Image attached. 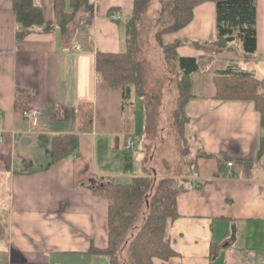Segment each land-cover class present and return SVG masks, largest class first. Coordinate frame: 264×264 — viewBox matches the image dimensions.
Segmentation results:
<instances>
[{"label": "crops", "instance_id": "obj_1", "mask_svg": "<svg viewBox=\"0 0 264 264\" xmlns=\"http://www.w3.org/2000/svg\"><path fill=\"white\" fill-rule=\"evenodd\" d=\"M35 1L51 26L26 27L18 36L22 25L13 2L0 0V264H114L108 254L92 250L109 241L108 199L93 185L144 174L153 179L152 191L134 225L143 223L162 179L183 185L178 214L167 219L165 229L176 250L170 264H264L261 113L252 99L216 95L218 74L226 68L264 78V0H257V50L251 56L193 42L216 37L214 0L197 4L187 24L163 34L167 42L185 38L178 54L200 63L193 73L194 95L184 105V170L172 174L148 170L147 106L140 84L131 85L124 97L100 84L96 66L98 51L126 50V17L134 0H88L65 30L56 22L55 0ZM81 30L86 37H79ZM160 51L164 57L161 43ZM173 66L179 78L176 61ZM139 101L145 110L138 122ZM29 107L41 110L36 122L23 115ZM84 112L92 115L90 124ZM68 132L77 135V154L51 163V136ZM42 135L50 139L43 141ZM130 135L137 142L127 149Z\"/></svg>", "mask_w": 264, "mask_h": 264}, {"label": "trees", "instance_id": "obj_2", "mask_svg": "<svg viewBox=\"0 0 264 264\" xmlns=\"http://www.w3.org/2000/svg\"><path fill=\"white\" fill-rule=\"evenodd\" d=\"M151 0H134L131 15L126 17V50L120 52L98 51L97 70L100 74V84L115 90H121L124 97L130 86H139L141 68L135 60L133 51L138 36L137 22L147 9ZM205 0H173L170 14L171 23L163 26L157 37L168 61H176L178 66L180 88L179 116L180 123L186 121L184 105L188 98L194 95V72L200 70V63L195 56L179 55L177 46L186 41L185 38H175L164 41L163 34L176 31L193 18L194 7ZM17 21L22 27L18 29V36L25 33V28L42 24L46 28L51 21H45L42 7L35 0H12ZM216 4V37L212 40L193 42L203 46H212L216 51L234 50L243 56H251L257 50V0H214ZM88 3V0H55L56 22L63 30L73 18L75 11ZM79 32V37H86V33ZM220 81L217 83L216 95L221 98H242L255 101L261 113L264 124V78L256 77L252 72L243 69L222 70ZM139 88V87H138ZM89 123L92 115L84 112ZM127 135H129L127 133ZM43 141L48 136L42 135ZM51 163L63 156L71 155L77 150V135L74 132L60 133L51 136ZM126 153L125 169L132 166ZM149 175H134L129 181L119 182L113 178L97 181L93 189L108 199V246L106 248H92L96 252L108 254L114 264H123L120 258L122 244L137 220L148 191L152 185ZM183 185L175 184L164 178L157 186L149 203V210L143 223L132 235L127 246L126 264H170L169 259L176 254L171 242L165 237L168 218L177 216L176 198ZM159 258L160 260H155Z\"/></svg>", "mask_w": 264, "mask_h": 264}, {"label": "rangeland", "instance_id": "obj_3", "mask_svg": "<svg viewBox=\"0 0 264 264\" xmlns=\"http://www.w3.org/2000/svg\"><path fill=\"white\" fill-rule=\"evenodd\" d=\"M173 0H151L137 22L138 36L133 55L141 66L140 87L147 106L146 164L148 170L158 168L159 174H172L184 170L183 161L188 150V141L183 122L179 116L178 76L173 62L160 51L158 33L173 20L170 9ZM138 122L145 110L140 101L136 104ZM141 123V122H140ZM142 124V123H141ZM141 129L138 130L140 133ZM138 150L141 151V145ZM154 171V170H153ZM177 182H175L176 184ZM152 191V189H150ZM149 191V192H150ZM140 220L126 235L121 247V260L126 263L127 246Z\"/></svg>", "mask_w": 264, "mask_h": 264}, {"label": "built area", "instance_id": "obj_4", "mask_svg": "<svg viewBox=\"0 0 264 264\" xmlns=\"http://www.w3.org/2000/svg\"><path fill=\"white\" fill-rule=\"evenodd\" d=\"M110 17L112 19H119L120 15L118 13H111ZM22 112H23V115L27 117L29 120H31L32 122H36L41 113V110L38 107H29V108L23 109ZM136 142H137L136 137L130 135L125 140V146L127 149H131L134 147ZM71 154L75 156L77 154V150L73 151ZM232 163L233 161H229L228 165H232Z\"/></svg>", "mask_w": 264, "mask_h": 264}]
</instances>
